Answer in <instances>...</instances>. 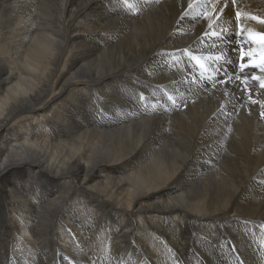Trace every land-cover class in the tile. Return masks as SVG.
I'll return each instance as SVG.
<instances>
[{
  "label": "bare ground",
  "instance_id": "bare-ground-1",
  "mask_svg": "<svg viewBox=\"0 0 264 264\" xmlns=\"http://www.w3.org/2000/svg\"><path fill=\"white\" fill-rule=\"evenodd\" d=\"M261 84L264 0H0V264H264Z\"/></svg>",
  "mask_w": 264,
  "mask_h": 264
},
{
  "label": "snow or ice",
  "instance_id": "snow-or-ice-1",
  "mask_svg": "<svg viewBox=\"0 0 264 264\" xmlns=\"http://www.w3.org/2000/svg\"><path fill=\"white\" fill-rule=\"evenodd\" d=\"M235 2V0H233V3ZM236 16L239 17L240 16V12L237 11L236 12ZM252 19H257L256 17H252ZM213 35H216V34H213ZM236 35H239V33H236ZM217 59H219V57H217ZM245 59V50L241 47L240 48V60L242 61L240 67L242 68H246V67H253L255 68L257 65L255 63H250V64H245L243 63ZM249 60H251V57L249 56L248 57ZM225 75H227V73H225ZM253 79H256V80H259L260 78L259 77H253ZM261 87H264V84H261ZM141 99H143V97H141ZM169 99L171 100L172 97H169ZM173 103H175V101H173ZM253 103H256V101H253ZM261 116H264V112H261Z\"/></svg>",
  "mask_w": 264,
  "mask_h": 264
}]
</instances>
